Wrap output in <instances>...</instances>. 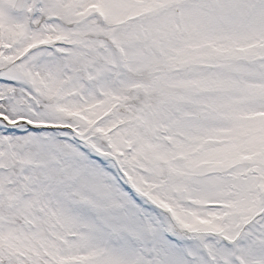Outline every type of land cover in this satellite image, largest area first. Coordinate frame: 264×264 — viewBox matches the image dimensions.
Segmentation results:
<instances>
[{
	"label": "snow or ice",
	"instance_id": "6c2138e0",
	"mask_svg": "<svg viewBox=\"0 0 264 264\" xmlns=\"http://www.w3.org/2000/svg\"><path fill=\"white\" fill-rule=\"evenodd\" d=\"M0 264H264V0H0Z\"/></svg>",
	"mask_w": 264,
	"mask_h": 264
}]
</instances>
